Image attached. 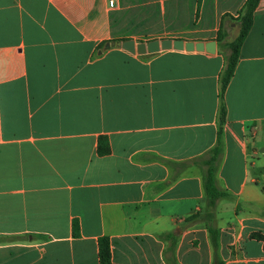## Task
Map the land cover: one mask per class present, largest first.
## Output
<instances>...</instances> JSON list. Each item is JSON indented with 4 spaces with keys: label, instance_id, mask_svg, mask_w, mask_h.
<instances>
[{
    "label": "crops",
    "instance_id": "0c3cea01",
    "mask_svg": "<svg viewBox=\"0 0 264 264\" xmlns=\"http://www.w3.org/2000/svg\"><path fill=\"white\" fill-rule=\"evenodd\" d=\"M244 1L0 0V264H100V236L111 264H169L170 232L176 264H212L192 160L216 144L215 35ZM167 37L215 51L101 50ZM223 96L217 255L264 264V0Z\"/></svg>",
    "mask_w": 264,
    "mask_h": 264
},
{
    "label": "trees",
    "instance_id": "16d2710c",
    "mask_svg": "<svg viewBox=\"0 0 264 264\" xmlns=\"http://www.w3.org/2000/svg\"><path fill=\"white\" fill-rule=\"evenodd\" d=\"M259 0H245L235 17L224 14L222 15L220 25L216 31L215 39L218 43V48L223 54L224 63L219 74V105H218V132L216 144L208 151L205 157H198L192 162L202 164V188L204 193L203 205L198 208L196 213L190 215V219L200 218L206 226L208 240L212 249V264H223V261L217 255L218 249V229L215 224L216 206L219 199L227 197L228 192L217 186L215 182L216 162L221 153L220 136L221 126L226 117V106L224 103V92L230 78L233 75L236 63L239 57L240 46L250 29L252 24L253 12L258 5ZM234 21L238 27L237 35L228 40V24L227 21ZM98 154H107L109 145L106 137L98 138ZM72 233L78 235V222L73 220ZM166 240L165 247L166 259L169 264H176L173 256V248L176 241V235L173 232L160 234ZM170 253L167 254V253ZM98 260L100 264H111V252L108 238L100 236L98 238Z\"/></svg>",
    "mask_w": 264,
    "mask_h": 264
},
{
    "label": "water",
    "instance_id": "95a60500",
    "mask_svg": "<svg viewBox=\"0 0 264 264\" xmlns=\"http://www.w3.org/2000/svg\"><path fill=\"white\" fill-rule=\"evenodd\" d=\"M110 47L122 48L131 53L145 54L155 53L160 50L175 49L186 51H215V40L208 41H193L183 40L182 38H161L151 39L148 41H135L132 38H125L120 40L105 41L101 45V50H107Z\"/></svg>",
    "mask_w": 264,
    "mask_h": 264
},
{
    "label": "rangeland",
    "instance_id": "374dc122",
    "mask_svg": "<svg viewBox=\"0 0 264 264\" xmlns=\"http://www.w3.org/2000/svg\"><path fill=\"white\" fill-rule=\"evenodd\" d=\"M170 3H171V0H165V6L170 5ZM237 31L238 29L236 28L231 32L230 39H232L236 35Z\"/></svg>",
    "mask_w": 264,
    "mask_h": 264
},
{
    "label": "built area",
    "instance_id": "2783aa9c",
    "mask_svg": "<svg viewBox=\"0 0 264 264\" xmlns=\"http://www.w3.org/2000/svg\"><path fill=\"white\" fill-rule=\"evenodd\" d=\"M108 4L112 5L113 4V0H108Z\"/></svg>",
    "mask_w": 264,
    "mask_h": 264
}]
</instances>
